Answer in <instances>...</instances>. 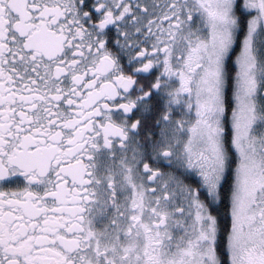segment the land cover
Wrapping results in <instances>:
<instances>
[{
	"label": "snow or ice",
	"instance_id": "1",
	"mask_svg": "<svg viewBox=\"0 0 264 264\" xmlns=\"http://www.w3.org/2000/svg\"><path fill=\"white\" fill-rule=\"evenodd\" d=\"M0 264H264V0H0Z\"/></svg>",
	"mask_w": 264,
	"mask_h": 264
}]
</instances>
